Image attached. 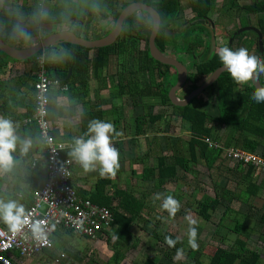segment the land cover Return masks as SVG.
I'll return each mask as SVG.
<instances>
[{
	"label": "crops",
	"instance_id": "obj_1",
	"mask_svg": "<svg viewBox=\"0 0 264 264\" xmlns=\"http://www.w3.org/2000/svg\"><path fill=\"white\" fill-rule=\"evenodd\" d=\"M11 1L13 2L14 0H8V3ZM40 1L45 4L43 5V10L46 11L52 10L55 4V0ZM219 1L221 0H217L211 13L218 10L219 6L217 3ZM224 1L231 3L232 8H234L231 20H237V16L241 15L242 12L248 11L252 14L250 20L258 21L259 27L262 29V26H264V13H252L247 8L262 0H240L238 6L236 3L233 5V0H223L222 2ZM241 1L245 3L239 6ZM20 2L22 3L23 0ZM124 2L125 0H121L119 5L121 6ZM148 3L149 1L146 4ZM187 3H189V0H187ZM184 5L185 0H180L181 17L177 22L179 26H185L189 22L190 25H194L190 3L191 19L189 20L185 19L186 16L184 14L187 12ZM224 5L222 4V6ZM2 6L3 4H0V10ZM9 6L10 11L4 12L6 14L5 18H9L8 24L4 26L5 28L2 27V31L6 30L4 32L8 39L6 43L17 47L13 42L18 41V34L21 33L20 29H23L25 33L29 27H34L35 25L31 23V20H28L30 18L28 7L13 8L14 11H18V14H16V12L12 11V7ZM97 11L98 9L89 13H92L93 16ZM211 13L209 14V19ZM253 14H256V18ZM15 17L18 21L13 24L14 28L12 31L8 32V25L14 22ZM196 23L203 24L204 21L198 20ZM210 25H213V29L216 30V23L211 19ZM56 26L60 25H54L51 28ZM232 26L228 27V31ZM66 27L68 26L64 25V30L69 29ZM174 27L173 25L169 29L167 37L168 40L174 39L173 41L179 43L180 39L177 40L178 37L173 31ZM70 28H75V25ZM94 29H96L94 28V22H91L88 32L92 33L94 38L88 40L103 37L104 34L95 35L93 33ZM223 37L227 41V47L230 49L232 47L233 51L241 47L245 48L244 43L240 44L242 41L239 40L230 44L228 42L229 37ZM30 42L32 44L24 48L36 45L35 42ZM220 48H222L221 44ZM174 50H176L175 47ZM217 51H219L218 44ZM198 52L200 54L201 51ZM95 54V51L92 50L90 57H94ZM11 60V58H7V66L0 70V109L4 110L0 118L12 121L15 129L14 134L18 139L16 150L12 152L13 165L11 169L0 170V201L4 203L14 201L17 205L23 206L24 212H26L33 204L34 192L43 187L47 178L46 148L38 138H34L30 135L31 133H28L29 129L27 126L29 124L25 122L27 118L33 116L35 107L33 81L31 80V75H29L30 69L25 62L20 61L17 64L18 61L15 63V60H13L14 62ZM195 60L191 63L193 72H195ZM111 62L112 65L109 68L114 67L113 59ZM184 64L187 66L185 62ZM129 67L132 68L130 65ZM187 67L191 68L190 66ZM36 70V74H38L37 60ZM113 72H115V69ZM172 75L174 77L175 73ZM107 76L110 79H101L102 84H99L97 79L90 81L89 96L88 86L84 89L81 88L84 91V97L83 95L78 97L76 95L78 90H69V85H62L64 81H61L58 86L51 89L50 99L53 98L58 108L55 109V113L50 118L56 138L69 145L65 150L66 152L72 151L76 139L81 137L84 139L88 138V127L86 128L87 130L83 128L84 118L88 116V113L99 114L100 120L113 123L115 131L110 134L111 143L119 152L120 163L116 176L101 177L99 175V164H97L96 171L85 173L82 166L74 159L72 184L79 197L88 199L100 197V200L104 202L109 203L110 201L114 208L125 215L130 216L121 208V205H124L126 201L124 193L136 200L135 206H142L143 209L140 217L137 218L129 231L131 238L127 242L124 240L119 241L115 237L109 240L107 234H101L97 240H92L76 236L69 230L61 229L54 236V242L56 243L57 239H64L66 236L70 237L71 240L67 242L65 250L57 249L55 244L53 250H45L43 253L30 258L22 257L18 253L13 252L10 255L13 264H32L35 258L40 259V257L46 259L43 264H167V258L161 255V253L166 254V251L158 244L154 233L158 232L163 235L167 233L181 240V242L188 234H186V230L184 237L181 238L179 236H183V234L179 235L178 231H175L176 233L174 234L164 226H159L158 228V225L155 224L156 214L160 215V213L164 212L165 216L169 215L161 207V204L164 196H172L180 203V208L177 211L180 216H178L179 218L176 219V222L186 228L189 227L188 222H186L188 218H184L181 211L184 210L186 212L183 208L190 206L187 198L188 196H194L196 192L198 199H196L195 204H198L196 207L193 203V206L195 205L196 214L202 220L199 226L196 225L197 233L202 235L206 231V237L214 241L213 247H210L212 248L211 254L216 252L217 249L241 254L246 253L244 256L255 254L259 257L258 264H264V170L260 167L229 160L222 152L220 160L216 161L211 169H208L206 161L200 156L196 159V165L191 164L192 169L189 174L179 170L177 179L167 178L161 184L157 179L159 173L157 169L161 157H165L169 164L174 162L176 153L181 154V157L190 158L186 148L187 141L185 140V137L187 139L190 137L188 127L183 122L180 129L175 127L182 121L181 117L173 116L167 118L166 114L171 111V107L163 106L157 97L149 98L148 103L150 104L155 99L159 100V106L164 109H160L158 112L155 110L156 101L152 105L147 104V106L141 107L140 98L137 99V103L134 105L130 95H116L119 87L118 81L114 78L115 82L111 83L112 76ZM201 79L190 85L191 87H185L182 90L184 96L177 94V97L180 99L186 98L190 92L196 89H193V87L196 86L198 88L206 81V78ZM251 85V81L244 85L239 84L236 93L240 94L244 91V88H249ZM76 88L80 89V87ZM81 90L80 93H82ZM108 98L112 99V101L108 100ZM107 100L108 104H105ZM218 100V93L213 89L211 93L203 96L202 100H200L201 104H198L210 116L218 118L220 117ZM145 109L149 112H146ZM161 110L163 112H160ZM156 114L166 116V118L163 117V120L151 119L150 116L154 117ZM238 116L243 120L250 119L253 121L241 123V121L236 120L234 127L226 126L222 123H214L210 137L225 147L242 149L250 154L259 155L264 159V116L247 117L248 115L243 116L242 112ZM25 141L30 142V147L26 152L22 150ZM178 190L181 192L180 197ZM157 194H163L160 200L156 199ZM184 194L186 195L182 198ZM206 199H217L219 201V205L214 211L209 210L207 212V216H210L209 220L200 215L201 211L198 206L200 202ZM181 203L185 206H182ZM151 220L154 222L153 229H135L141 222L149 223L148 221ZM0 227L10 230L9 225L2 218H0ZM111 230L108 232H111ZM77 241L81 242L76 243ZM75 245H77L76 250L72 248ZM205 249L204 252L206 251ZM182 250L183 254L188 251L186 241L182 244ZM156 251H159L160 254L156 253ZM61 253L65 254L66 257L60 258L59 255ZM50 254L55 255L56 258L51 260ZM69 255L73 257V260H69ZM159 257L160 259H158ZM57 259H59V262L56 261ZM209 261L210 257L209 259L207 258V264H209ZM181 262L180 264H182ZM235 264L238 263L236 262Z\"/></svg>",
	"mask_w": 264,
	"mask_h": 264
},
{
	"label": "trees",
	"instance_id": "obj_2",
	"mask_svg": "<svg viewBox=\"0 0 264 264\" xmlns=\"http://www.w3.org/2000/svg\"><path fill=\"white\" fill-rule=\"evenodd\" d=\"M15 1V0H14ZM10 2L8 0H0V4H3L2 9L0 10V35L4 39L5 42L8 41L5 36L2 27L5 26L6 21L9 18H5L6 14L4 12H9V7H12V11L15 13L16 11L13 8L20 7H28L29 8V19L31 23L35 25L34 27H30L25 32L27 35L18 34V41L20 40H32L37 39L35 44H38L40 40H43L50 36L52 33L50 32V28L54 25H67L72 27L75 25V33L77 36L81 37L80 33L85 26V29L88 30V13L94 12V10L98 9L103 14V19H112L113 27L106 34L110 33L115 23L120 16L122 10L126 8L130 2H126L124 4L119 5L120 0H110L111 4H108L110 8L109 14L105 13L103 10V5L97 4L95 0H75L76 2H72V0H55V4L52 10H43V2L40 0H23V2ZM51 1V0H49ZM142 1L150 4L152 7L158 10V13L161 16L162 24L156 39V46L162 50L163 52L168 47V37L167 31L174 25L178 26L177 22L180 19V0H132V2ZM217 0H189L191 11H192V21H194L193 28H187L185 30L179 31L178 27L173 29L174 34L178 32H184V36L182 38L181 49L182 52L189 54L195 62V72L191 76L198 82L201 78L207 79L213 72H215L218 68L222 67L223 64L220 61L218 56V51L215 53L213 58L210 59L211 48L207 45V37H210L209 29L206 25H210L209 14L213 11ZM234 5V4H233ZM252 13H264V0L260 2H255L252 6L247 7ZM18 14V11L16 12ZM82 14H85L87 17L86 20L83 19ZM140 14L145 15L151 21L149 15L145 12H140ZM7 19V20H6ZM135 17H130L126 19L123 26L122 37L125 39L118 38L116 43L110 47L94 49L95 56L90 57L91 49H86L81 46L72 45L69 43H62L60 46L49 47L44 49L38 55L33 56L27 61H24L25 64H31L30 74L31 80L33 81V90L34 84L37 81V70H36V60L40 54L45 56V63L48 75L54 79L59 80L60 82L69 76V71L71 70V75L69 79L65 82H62V85H69V90H78L76 95L80 97L84 94V89L88 86V96L90 95V81L97 79L99 84H102L101 79L109 80L110 77L105 75L106 68L108 69L110 65H108V60L111 61L113 59L115 74L112 76L111 83H114V78L118 81V96L130 95L132 98V102L134 105L137 103V99L140 97H157L162 102L163 106L171 107V111L166 114L167 118L178 116L181 117L183 123L187 125V129L189 130L188 139L186 148L188 150V154L190 156L189 159L185 157H181L179 153H176V158L173 163L169 164L165 157H161L158 164V181L162 184L166 181L167 178L177 179L178 171L182 170L184 173L189 174L192 169L191 164H197V158L202 157L207 165L208 169H211L216 161L220 160L222 156V151L214 148H209V146L203 141V139L211 136L212 128L214 123H222L226 126L234 127L236 120L241 121L243 123L246 121L250 123L253 120L246 119L243 120L238 116L240 112L244 115H248L247 117H259L264 116V102L257 103L252 99V95L255 91L253 85L249 88H244V91L236 93V90L239 88V84H237L230 76L228 72L223 73L218 81L208 88L203 94L194 98L190 104L186 107L175 106L171 103L169 99V90L176 83L177 76L172 77L169 70L170 66L163 65L160 62L154 60L149 52V44H148V33L152 28L150 22L147 25H144L142 21L134 20ZM198 20L204 21L203 24L196 23ZM18 21L17 18H14V22L9 23L8 32L14 28V23ZM87 23V24H86ZM206 24V25H205ZM5 28V27H4ZM189 29L192 31H198L200 29L201 38L197 41H191ZM214 31H216L214 29ZM262 32L264 34V26H262ZM177 33V35H178ZM105 34V35H106ZM103 35V37L105 36ZM247 35V33L243 34V36ZM102 37V36H101ZM179 37V35H178ZM141 41V43L139 42ZM243 43V42H242ZM144 44L145 47L142 48L141 45ZM241 44V42H240ZM239 44V45H240ZM264 44V41H263ZM17 46V45H16ZM17 48H21L18 47ZM202 49V50H200ZM233 50V48L231 47ZM196 51H201L200 54H197ZM132 54H139V64L137 69H131L128 64V57ZM126 56V57H125ZM9 58L3 52L0 51V70L7 66L8 62L6 59ZM262 59H264V54L262 55ZM17 62V61H15ZM20 62V61H18ZM137 70V71H136ZM125 71V76L123 75ZM135 76V78H132ZM169 78L174 80V82L169 83ZM159 79V81H158ZM260 80L262 84H264V73L260 75ZM105 81V80H104ZM107 82V81H106ZM105 82V83H106ZM105 85V84H104ZM80 87V89L76 88ZM197 88L196 86L193 89ZM215 89L218 93V108L220 111V117L214 118L210 116L207 111L202 109L198 103L202 100V97L208 93H211ZM80 90L82 93H80ZM79 92V93H78ZM236 93V94H235ZM114 95V94H113ZM35 96V94H34ZM84 97V95H83ZM201 104V103H200ZM35 106V105H34ZM2 109L3 106H1ZM58 108L57 104L53 101V98L50 99L49 104V117H51L55 113V109ZM116 111V109L114 108ZM112 112V111H111ZM0 115L4 113V110L0 109ZM35 113V107H34ZM163 115L156 114L154 117L150 116L151 119L155 118V120H163L162 118H166ZM242 116V118H243ZM251 117V118H252ZM94 119H100L99 114H90L84 118V127L87 128L89 122ZM168 120V119H167ZM29 134L38 138L42 143L39 135V130L36 124H29L28 126ZM87 130V129H86ZM87 139V138H85ZM185 143V142H184ZM72 151H65L63 153L64 157H71L74 162V157L70 155ZM174 158V157H173ZM126 196V201L124 205H121V208L127 212L129 215H125L121 213L119 210L113 207L111 202H104L99 198H91L90 200L98 206H105L109 208L114 216L113 229L111 232H104L107 234L109 240L112 237L117 238V240L128 241L130 236V229L133 224L140 217L143 207L135 206L136 200H134L130 195L124 193ZM81 198V197H80ZM201 203V204H200ZM199 203L200 215L204 216L206 220L210 219V216H207V212L209 210L214 211L219 205V201L206 199L203 202ZM155 238L158 240V244L162 246V248L166 251L167 259H174L177 254L183 253V250L179 247L180 242L177 238L172 235H165L154 233ZM171 237L176 241L175 246H169L166 243L165 238ZM246 253H234L224 249H217L216 252L210 254L209 264H258L259 257L254 255L244 256ZM56 258L55 255L50 254V259L54 260ZM240 259V260H239ZM239 261V262H238ZM180 264V262L178 263ZM193 264H196L194 262Z\"/></svg>",
	"mask_w": 264,
	"mask_h": 264
},
{
	"label": "built area",
	"instance_id": "obj_3",
	"mask_svg": "<svg viewBox=\"0 0 264 264\" xmlns=\"http://www.w3.org/2000/svg\"><path fill=\"white\" fill-rule=\"evenodd\" d=\"M38 74L34 84L35 113L25 120L26 124H36L40 139L46 148L47 178L43 187L34 192L33 204L25 212L26 223L16 232L0 227V264H13L11 253L22 257H33L45 250L55 248L54 236L66 229L79 237L97 240L101 234L113 227L114 216L107 207L94 204L88 198H80L72 184L74 162L64 157L68 144L54 135L49 117L51 89L60 81L48 75L45 56L37 58ZM209 146L221 150L232 161L253 165L264 170V159L242 149L221 145L212 137L203 139ZM39 224L41 234L33 231ZM66 255L61 253L60 258ZM59 262V259L56 260Z\"/></svg>",
	"mask_w": 264,
	"mask_h": 264
},
{
	"label": "clouds",
	"instance_id": "obj_4",
	"mask_svg": "<svg viewBox=\"0 0 264 264\" xmlns=\"http://www.w3.org/2000/svg\"><path fill=\"white\" fill-rule=\"evenodd\" d=\"M20 31L21 34L27 35L23 29ZM217 54L225 70L237 84L244 85L249 81L256 83L259 81L260 75L264 73V59L250 54L247 48L241 47L233 51L229 47H223ZM252 99L257 103L264 102V86L256 87ZM114 131L113 123L94 119L88 125V138L76 139L70 155L82 166L85 173L96 171L97 164H99L101 177L116 176L120 163L119 152L111 143L110 134ZM14 132L12 121L0 118V170H10L13 165L12 152L16 150L18 139ZM29 147L30 142L25 141L22 150L26 152ZM162 196L163 194H157L156 199L160 200ZM161 207L170 216H175L180 208V203L172 196H164ZM0 218L9 225L13 232L18 231L27 222L23 206L17 205L14 201L8 203L0 201ZM195 224V220L189 221L188 243L193 249L198 247ZM33 231L37 234L42 233L39 224L33 226ZM165 240L169 246L174 247L176 244V241L171 237H166Z\"/></svg>",
	"mask_w": 264,
	"mask_h": 264
},
{
	"label": "rangeland",
	"instance_id": "obj_5",
	"mask_svg": "<svg viewBox=\"0 0 264 264\" xmlns=\"http://www.w3.org/2000/svg\"><path fill=\"white\" fill-rule=\"evenodd\" d=\"M21 0H18L17 2H20ZM223 0H221V1H219L218 3H217V5L219 6L218 7V10H216L214 13H211V15H210V19L213 21V22H215L216 23V38H217V44H218V50L220 49V44H221V47L223 48V47H227V41L224 39L225 37H223V36H226V37H229L230 36V34L233 32V31H237V30H240V29H242V28H245V27H247V23H246V18L244 17V14H242V15H239V16H237V20H235L234 21V19L233 20H231L232 19V12L234 11V8H232V5H231V3H226L225 1L224 2H222ZM240 0H233V4H235L236 3V5L238 6V2H239ZM72 2H76L75 0H72ZM95 2L97 3V4H101V6L103 5V10H104V12L105 13H108L109 14V11H110V9H108V10H105V9H107V8H110L109 6H108V4H111L112 3V1H110V0H95ZM245 2H243V1H241L240 3H239V6H241L242 4H244ZM44 4V3H43ZM222 4H225L224 6H222ZM45 5V4H44ZM184 8L186 9V12H184V13H186V14H184L185 16H186V18L185 19H187V20H189V19H191V14H190V11H189V3H187V0H185V5H184ZM88 15V30H86L85 29V26L83 27V30L84 31H82L81 33H80V35H81V37L82 38H85V39H92V38H94V35L92 34V33H89L88 31H89V25L91 24V22L93 23L94 22V28H96V29H94V31H93V33L95 34V35H100V34H106L108 31H110L111 30V28L113 27L112 25H113V20H110V19H106V20H104L103 19V14L101 15V12H99V11H97L96 12V14L95 15H93V16H89V14H87ZM83 16H85V14H82V17ZM143 17V16H142ZM234 18V17H233ZM102 20V21H101ZM140 20H143L142 18L140 19ZM90 21V22H89ZM183 21H186V20H183ZM184 23V22H183ZM8 24V21H6V23H5V25H7ZM31 24V23H30ZM87 24V23H86ZM231 25H233L231 28H230V30L228 31V27L229 26H231ZM190 26V27H189ZM193 28L192 27V25H190V22H189V24H187V25H185V26H183L182 27V30H185V29H187V28ZM30 28V27H29ZM66 28H69V29H72V28H70L69 26L68 27H66ZM65 28H64V25H60V26H56L55 28H50V32L53 34V33H55V32H59V31H61V30H64ZM76 30V29H75ZM189 32L191 33V35H190V40L191 41H197L199 38H201V33H200V29L198 30V31H192V29H189ZM178 33V32H177ZM148 34H151V32H149ZM209 34H210V30H209ZM107 35V34H106ZM178 35H179V37L177 38V40L178 39H180V42L178 43L177 41H173V40H169L168 42V48H167V50L168 51H170L171 53H173V51H174V47L176 48V52H178V54L180 55L181 54V49H179V48H181L182 47V44H181V41H182V38L184 37V36H186V35H184V32H179L178 33ZM211 35V34H210ZM149 36V35H148ZM207 39V45H209V47L211 48V36L210 37H207L206 38ZM32 42H37V39H32L31 40ZM13 43H15L18 47H22V48H24V47H28V46H30V44H32L31 42H30V40H20V41H17V42H13ZM141 47L142 48H144L145 47V45L144 44H142L141 45ZM196 53L198 54L199 52L198 51H196ZM182 60L187 64V66H190L191 67V63H192V61H193V59H192V57L191 56H189V55H185L183 58H182ZM11 61H13V59L11 60ZM14 62V61H13ZM15 63H17V62H15ZM17 64H19V62L17 63ZM128 64L130 65V62L128 61ZM109 65L111 66L112 65V62L111 61H109ZM26 66L30 69V67H31V64H29V63H27L26 64ZM114 67H112V68H106V70L104 71L105 72V75H112L114 72ZM192 72H193V70H192ZM174 74V73H173ZM202 80V79H201ZM170 82H174V80L172 79H170L169 78V83ZM190 82V81H189ZM188 82V84H189V87H191L190 86V83ZM176 83H177V81H176ZM175 83V84H176ZM174 86V85H173ZM170 91V90H169ZM178 94L180 95V96H184V94H182V90H180V92H178ZM149 98H151L150 96L148 97V96H146V97H140V104H141V107L142 106H147V104L148 105H152V103L153 102H155L156 101V104H155V110H156V112H158L160 109H164L163 107H161V106H159L160 105V102H159V100H157V99H155V100H153L150 104L148 103L149 101L148 100H150ZM108 100H111L112 101V99H110V98H108ZM108 100L106 101V103L105 104H108ZM146 108V107H145ZM151 108V107H150ZM145 111L146 112H149V111H147L146 109H145ZM160 112H163V110H161ZM163 119V118H162ZM181 125H183V123H182V121L181 122H179L178 123V126H175V127H177L178 129H180L181 128ZM175 131V130H174ZM184 135V134H183ZM182 136V135H181ZM185 139H187L186 137H185ZM191 186V185H190ZM192 191V190H191ZM190 191V192H191ZM178 192V194H179V197L181 196V192H180V190H178L177 191ZM194 192V191H193ZM197 192L195 193V195L194 196H188V198H187V201L189 202V204H190V206L188 207V208H183V209H185L186 210V212L184 211V210H182L181 212L183 213V216H184V218H188L187 220H186V222H188V224H189V221L190 220H195L196 221V224L194 225L195 227H196V225H200V222L202 221L201 220V218L199 217V216H197V214H196V209H195V205H196V207H197V204H195L196 202V199H198L197 197ZM186 194H184L183 196H182V198L185 196ZM195 198V199H194ZM200 198H201V196H200ZM193 203L195 204L194 206H193ZM182 204V203H181ZM182 206H185V205H183L182 204ZM156 207H159V206H156ZM180 212V211H179ZM180 212V213H181ZM158 214V213H157ZM156 214V222H155V224L156 225H158V228H159V226L160 227H162V226H164L165 228H167V230H171L174 234L176 233L175 231H178V234L180 235V234H183V236H179V237H184V235H185V231L187 230V232H186V234H188V230H189V227H185V226H183L182 224L180 225L179 223H177L176 222V219L177 218H179L178 216H180L179 215V213L177 214H175V216H172V217H170L169 215H164V212L163 213H160V215H157ZM154 218V219H155ZM173 219V220H172ZM149 223H144V222H141V224H138V226L135 228V229H140V228H147V229H153V220H151V221H148ZM172 225V226H171ZM204 225V224H203ZM172 227V228H171ZM204 228H205V226H203ZM213 227V226H212ZM205 230H207L206 228H205ZM159 234H161V236H162V233H159ZM206 231H204L203 233H202V235H200V234H198L197 233V238H196V242H197V244H198V247L196 248V249H193L190 245H189V243H188V239H189V236H187V237H185V238H183L182 239V242H181V240H179V242H180V248L182 249V244L186 241L187 242V244H188V251L185 253V254H183V253H180V254H177L176 256H175V258H174V260H171V259H166L167 261V264H178L179 262H181L182 264H193L194 262H196V264H207V258L209 259V254H211L212 253V248H210L211 246L213 247V240H211V238H207L206 237ZM213 239H215V238H213ZM69 240H71V238L69 237L68 238V236H66L64 239H57L56 240V247H57V249H60V250H65L66 248H67V242L69 241ZM212 241V242H211ZM81 241H77L76 243H80ZM211 242V243H210ZM76 247H77V245H75L74 247H72L73 249H75L76 250ZM206 248V249H205ZM204 249L206 250L205 252H204ZM156 253H159L160 254V252L158 251H156ZM158 254V255H159ZM161 255H163L164 256V258L166 257L165 255L166 254H163V253H161ZM60 256V255H59ZM39 257V256H38ZM158 259H160V257L158 258ZM69 260H73V257H71V255H69ZM46 261V259L45 258H42V257H40V259L39 258H35V260L34 261H32V264H43L44 262Z\"/></svg>",
	"mask_w": 264,
	"mask_h": 264
},
{
	"label": "water",
	"instance_id": "obj_6",
	"mask_svg": "<svg viewBox=\"0 0 264 264\" xmlns=\"http://www.w3.org/2000/svg\"><path fill=\"white\" fill-rule=\"evenodd\" d=\"M139 11L147 13L153 20L151 34L148 37L149 52L151 57L154 60L160 62L161 64L170 66L171 68L175 69L177 73V83L174 86H172L168 94L169 99L173 105L179 107L188 106L194 98L203 94L208 88L213 86L218 81V79L223 73L227 72L224 66L218 68L206 79V81L201 86L190 92L186 96V98L184 99L178 98L177 97L178 92H180V90H183L185 87L189 86L188 82L191 80L190 70L181 61H179L176 58L169 57V55L161 52L159 48L156 46V39L158 37L161 28V16L152 6L142 2H134L129 6H127L118 17L113 30L102 38L88 40L77 36L75 32L67 29L51 34L47 38L40 40L39 43L36 44L35 46L29 48H17L15 46L6 43L2 38V36L0 35V51L15 61L24 62L29 60L33 56L38 55L44 49L49 47L60 46L62 43H69L72 45L81 46L91 50L110 47L114 45L117 39L121 36L123 32L124 22L126 21V19L133 16L136 12ZM89 16H92V13H89ZM85 18L86 16H83V19ZM208 28L211 34L210 35L211 36L210 59H211L213 58V56L217 51V40L213 27L209 26ZM248 31H253L258 34L261 52H264L263 34L260 32V30L254 27H246L240 29L237 32V34H242ZM70 75H71V70L69 71V76ZM69 76L62 81L64 82L67 81ZM251 84L255 89L257 86H263L261 84L260 78L259 81L256 83L251 81Z\"/></svg>",
	"mask_w": 264,
	"mask_h": 264
},
{
	"label": "flooded vegetation",
	"instance_id": "obj_7",
	"mask_svg": "<svg viewBox=\"0 0 264 264\" xmlns=\"http://www.w3.org/2000/svg\"><path fill=\"white\" fill-rule=\"evenodd\" d=\"M121 1V0H120ZM131 1V2H130ZM126 2H130L131 4L132 3H134V2H132V0H125V2L124 3H126ZM137 2V1H136ZM138 2H142V1H138ZM142 3H145V2H142ZM146 4V3H145ZM130 5V4H129ZM128 5V6H129ZM150 5V4H149ZM151 6V5H150ZM154 8V7H153ZM125 9V8H124ZM123 9V10H124ZM157 12H158V10L156 9V8H154ZM122 10V11H123ZM140 12L141 11H139V12H136L133 16L135 17V19L134 20H139V21H142V23L144 24V25H147L149 22H150V25H151V27L153 26V20H152V18L150 17V19H151V21H149V18L148 17H146L145 15H143V14H140ZM242 14H244V17L246 18V23H247V27H255V28H257L258 30H260V32L263 34V32H262V29L259 27V22L258 21H253V20H250V17L252 16V14L251 13H249L248 11L247 12H242L241 13V15ZM133 16H131V17H133ZM143 16V17H142ZM253 16L256 18V14H253ZM130 18V17H129ZM143 19V20H140V19ZM86 20V19H85ZM161 24H162V20H161ZM184 25H178V26H176L175 25V27H178L179 28V31H182V27H183ZM209 26H211V25H206V27L208 28ZM174 27V28H175ZM181 27V28H180ZM212 27H213V25H212ZM75 28H72V29H69V30H72V31H74L75 32V30H74ZM209 29V28H208ZM151 30H152V28L150 29V31L149 32H151ZM170 30H168L166 33H167V35H168V32H169ZM239 30H237V31H233L231 34H230V36H229V38H228V42L230 43V44H233V43H236V42H238L239 40L240 41H242L244 44H245V48H247L248 49V51H249V53L250 54H253V55H256V56H258V57H260L261 59H262V55L264 54V53H262L261 52V47H260V44H259V36H258V34L257 33H255V32H253V31H248V32H245V33H247V35H245V36H243V34H245V33H242V34H237V32H238ZM77 35V34H76ZM176 35H177V33H176ZM177 37H178V35H177ZM119 38H121V39H125V37H122V34H121V36L119 37ZM263 40H264V34H263ZM140 43H141V41H139ZM241 42V43H242ZM160 50V49H159ZM161 52H163L162 50H160ZM164 54H167V55H169V57H173V58H176V59H178L179 61H181L183 64H184V62L182 61V56H184V55H187V53H185V52H181V54L179 55L178 54V52H176V50H174L173 51V53H171L170 51H168V50H165L164 52H163ZM140 56L141 55H139V54H136V55H134V54H132L131 56H129L128 57V60H129V62H130V66L132 67L131 69H137L138 68V64H139V59H140ZM126 57V56H125ZM189 68V67H188ZM189 70H190V76H192L193 74H194V72H192V67L191 68H189ZM137 71V70H136ZM169 72H170V74H171V76L173 77V73H176V71H175V69H173V68H170V70H169ZM123 75L125 76V71H124V73H123ZM176 75H177V73H176ZM132 78H135V76H133ZM65 79V78H64ZM69 79V78H68ZM158 81H159V79H158ZM261 81V80H260ZM195 82H196V80L194 79V78H192L191 77V80H190V83H191V85H193V84H195ZM261 84H262V82H261ZM175 85V84H174ZM263 85V84H262ZM264 86V85H263ZM172 88V87H171Z\"/></svg>",
	"mask_w": 264,
	"mask_h": 264
}]
</instances>
